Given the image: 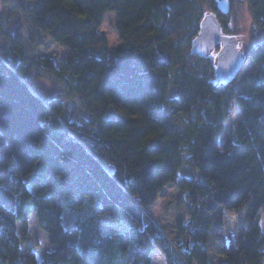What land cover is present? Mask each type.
Returning <instances> with one entry per match:
<instances>
[{
  "label": "trees",
  "instance_id": "16d2710c",
  "mask_svg": "<svg viewBox=\"0 0 264 264\" xmlns=\"http://www.w3.org/2000/svg\"><path fill=\"white\" fill-rule=\"evenodd\" d=\"M218 1L15 0L30 32L0 18V264H152L155 249L209 264L214 224L217 264H263L264 77L222 85L211 57L190 53L209 12L231 34ZM245 2L264 34V0ZM111 12L113 48L100 30ZM43 37L65 50L59 65L38 55ZM245 58L263 71L264 36ZM45 76L59 93L34 85ZM167 186L182 212L172 243L148 213ZM243 206L225 235V211ZM29 216L48 237L41 259L22 247Z\"/></svg>",
  "mask_w": 264,
  "mask_h": 264
},
{
  "label": "rangeland",
  "instance_id": "374dc122",
  "mask_svg": "<svg viewBox=\"0 0 264 264\" xmlns=\"http://www.w3.org/2000/svg\"><path fill=\"white\" fill-rule=\"evenodd\" d=\"M233 6L228 13L227 27L230 30V35H234L238 39V49L245 56L246 50L249 45L256 42V40L261 39L264 34L257 31L254 27V22L252 20L251 14L249 12L247 3L245 0H232ZM231 8V6H230ZM0 18L3 21H8L10 24V29L15 30L18 25L22 26L23 31L30 32V28L24 23V16L21 14L19 9L15 5V0H0ZM115 17L112 14H107L104 18L100 30L106 35L109 43V47H116L119 44L117 34L114 30ZM223 33V31H222ZM2 37L0 36V45L2 44ZM65 50L60 48L55 43H53L47 37H43L42 43L38 48V55L50 56L56 60L58 65L60 64V59L64 55ZM219 53V48L212 50L209 53L213 61V65L216 61L217 54ZM263 71L259 70L253 65V63L246 59L244 66L239 74V78L247 84L246 91L255 85V82L264 77V67L261 68ZM250 77L247 79V77ZM34 85L39 88V90L47 97H51L60 92V86L50 80L48 77H40L34 79ZM240 112L237 106L234 109L224 125L223 133L220 136V140L230 137L235 132V127L237 121L240 119ZM178 191L172 186H167L163 193L158 197L156 203L151 206L149 210V215L152 219L160 226L161 230L165 233L168 240L172 243L176 240V224L181 217L182 213L178 207ZM246 206L241 207L237 211L228 212L225 211L223 222H222V232L227 235L228 232L235 230L237 225L244 221V212ZM78 209L67 211L65 213V225L67 227L71 226L73 219L76 217ZM261 230L264 232V212L259 213L258 218ZM217 229V224H214L209 232L208 239L206 242V248L209 252V264H217L219 262L218 256L215 253L214 248V236ZM19 233L21 235V227L19 226ZM23 250L26 252H33L37 259H41L43 254L50 249L47 235L42 232L37 225V222L33 216L27 218V240L22 245ZM152 264H165L164 258L161 253L155 249L151 252ZM264 264V262H263Z\"/></svg>",
  "mask_w": 264,
  "mask_h": 264
},
{
  "label": "water",
  "instance_id": "95a60500",
  "mask_svg": "<svg viewBox=\"0 0 264 264\" xmlns=\"http://www.w3.org/2000/svg\"><path fill=\"white\" fill-rule=\"evenodd\" d=\"M216 8L220 14L227 15L230 12V1L219 0ZM237 45V37L222 33L219 16L209 12L200 20L198 33L190 44V53L203 58L219 48L213 74L219 84L228 85L239 76L246 60Z\"/></svg>",
  "mask_w": 264,
  "mask_h": 264
}]
</instances>
